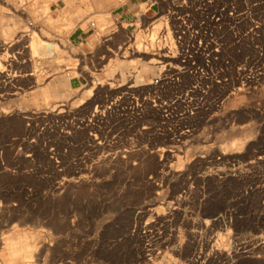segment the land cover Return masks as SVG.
Here are the masks:
<instances>
[{
    "label": "rangeland",
    "instance_id": "rangeland-1",
    "mask_svg": "<svg viewBox=\"0 0 264 264\" xmlns=\"http://www.w3.org/2000/svg\"><path fill=\"white\" fill-rule=\"evenodd\" d=\"M7 1L0 0V14L7 20L0 33V41L7 42L0 48V63L14 87L0 82V258H7L9 244L3 239L10 237L21 238L20 248L28 241L33 245L30 259L19 255V264H264V0H237L239 58L252 60L251 91L228 99L221 111L201 115L192 137L182 142L160 136L148 143L145 133L119 127L110 149L131 152L125 159L101 160L84 155L85 144H67L82 141L84 133L60 137L37 129L40 119L29 126L27 117L53 104L75 107L76 91L91 88V82L71 89L66 84L76 75L71 68L82 54L88 77L105 81L108 88L148 84L165 60L150 54L151 63H130L120 55L135 22L141 30L153 19L136 15L114 23L111 11L121 4L94 16L90 7H78L86 0H19V11L11 6L16 0ZM91 20L99 28L112 26L99 38L98 30L89 35L82 46L69 43V36ZM111 30L117 32L108 39ZM23 33L26 39H20ZM36 34L50 39V47H61L48 56L41 51L34 68L25 46ZM113 57L122 78L117 70L105 69ZM30 72L36 75H25ZM108 75L117 79L107 84ZM48 82L59 93L54 100L44 91ZM234 140L243 147L221 153L219 146ZM52 145L58 162L48 152Z\"/></svg>",
    "mask_w": 264,
    "mask_h": 264
},
{
    "label": "built area",
    "instance_id": "built-area-1",
    "mask_svg": "<svg viewBox=\"0 0 264 264\" xmlns=\"http://www.w3.org/2000/svg\"><path fill=\"white\" fill-rule=\"evenodd\" d=\"M146 4L152 14L145 17L153 20L144 29L148 40L142 43V48L156 54L160 52L157 56L165 60L150 82L114 89L95 84V77L89 74V79L87 75L82 54L71 68L76 70L71 78L85 79L79 88L91 82L89 104L70 107L59 103L34 110L32 117H27L29 126L40 119L37 129L60 137L84 133L82 141L75 138L67 144L76 148L87 145L89 150L84 155L96 160L125 159L131 152L129 149L115 153L110 149L117 142L114 139L117 134L113 135L115 129L123 126L139 134L145 133L148 143L160 136H168L174 143L182 142L193 135L201 115L221 111L228 99L251 91L252 60L239 58L237 0H146ZM241 16L243 20L244 15ZM159 17H163V27L154 36L152 23ZM115 22L121 23L118 19H114ZM111 26L105 24L99 28L97 21L89 22L92 34L97 30L98 34L103 33ZM111 31L106 38L111 39L117 32ZM249 34L252 35V29ZM10 75L0 74L5 88L14 87ZM48 142H44L45 146ZM48 152L52 160L59 161L55 146Z\"/></svg>",
    "mask_w": 264,
    "mask_h": 264
},
{
    "label": "bare ground",
    "instance_id": "bare-ground-1",
    "mask_svg": "<svg viewBox=\"0 0 264 264\" xmlns=\"http://www.w3.org/2000/svg\"><path fill=\"white\" fill-rule=\"evenodd\" d=\"M9 1V0H8ZM7 1V2H8ZM14 3H12V9H15V10H17V11H19L20 9L22 10V8H21V6H22V4H23V1H22V4H20L21 3V1H19V0H16V1H13ZM9 3V2H8ZM2 14V13H1ZM0 14V33H1V31H2V24L5 22V16H4V14H2L1 15ZM242 14V13H241ZM140 15V14H139ZM245 15V14H244ZM246 17V16H245ZM244 17V18H245ZM8 18V17H7ZM48 18V17H47ZM146 19L148 18V17H145ZM246 19V18H245ZM19 20V19H18ZM18 20H16L15 22H18ZM240 20V19H239ZM7 21V20H6ZM20 21V20H19ZM47 23L48 24H51V25H56L55 24V21H53V19H51V18H48L47 20ZM138 21V20H137ZM146 22V21H145ZM15 24V23H14ZM18 24V23H17ZM33 24V23H32ZM142 24V23H141ZM153 25H154V29H153V31H154V33H153V35L155 36L156 34H158V32L162 29V27H163V17H159L157 20H155L153 23H152ZM239 24H240V22H239ZM139 25H140V23H139V21L138 22H135V30L133 31V33H131V35H128L129 36V40H128V42H126V45H128L127 47H124V46H122L121 45V47H122V49H124L123 50V54H122V56L120 55V57H122L123 59H127L128 60V62H133V60H135V59H140V60H145V61H150V63H151V60L152 59H148V58H146V56L147 55H150V54H152V55H159L160 54V52H158L157 54L156 53H152V52H148V51H145L143 48H142V43L143 42H145V41H147L148 40V37H147V35H146V32H144L145 30L144 29H141V30H138V27H139ZM140 26H142V25H140ZM34 28V27H33ZM125 29H129V28H125ZM27 31V30H26ZM31 31V30H30ZM128 31H130V29L128 30ZM127 31V34L129 33ZM132 31V30H131ZM130 31V32H131ZM24 32V31H23ZM33 32H36L35 30L33 31ZM130 34V33H129ZM103 35V34H102ZM24 36H26V34H24L23 33V35H21L20 36V39L21 38H23ZM43 36V35H42ZM42 36L40 35L39 36V34L37 35H32L30 38H29V43H28V45L27 46H25V47H27L28 49H29V55L31 56V58H30V61H33L32 63V65H34L33 67L35 68V67H37V66H39V63L36 61V59H37V57H40V53H45V52H47L48 54H47V56L50 54V50H51V47H50V45H51V42H50V39H47V40H44V39H42ZM25 38V37H24ZM26 39V38H25ZM18 40V39H17ZM132 40H134V42H131ZM19 42V41H18ZM31 42V43H30ZM131 42V43H130ZM4 43L6 44L7 42H4V41H0V48L4 45ZM128 43V44H127ZM26 45V44H25ZM124 45V44H123ZM21 46V45H20ZM120 50V49H119ZM41 51H43V52H41ZM23 52H25V51H23ZM22 52V53H23ZM121 52V51H120ZM17 53V52H16ZM19 53H21V52H19ZM43 53V54H44ZM39 54V55H38ZM25 55V54H24ZM46 55V54H45ZM37 56V57H36ZM42 56V55H41ZM44 56V55H43ZM46 56V57H47ZM14 57V56H13ZM36 57V58H35ZM159 57V56H158ZM160 58V57H159ZM16 59V58H15ZM14 59V60H15ZM117 60V58H112L110 61H109V63H107L106 64V70H111L112 72H113V69H115V70H117L118 71V75L122 78V74H121V70H120V68L118 67V66H116L115 65V61ZM148 61V62H149ZM164 61V60H163ZM24 63V62H23ZM157 64L158 63H153V65H154V67H156L157 66ZM159 67V66H158ZM73 70V69H72ZM4 71H6V67L3 65V64H1L0 63V74H2ZM110 71V72H111ZM263 71H264V69H263ZM127 72H128V70H127ZM73 72H71L70 71V75H73L72 74ZM76 73V72H75ZM133 73V72H132ZM262 73V72H261ZM264 74V73H263ZM26 76H28V75H36V73L35 72H31V73H29V74H25ZM39 75V74H38ZM261 75V74H260ZM17 75H13V77L15 78ZM20 76V75H19ZM264 76V75H263ZM10 77H11V75H10ZM134 77V76H133ZM257 77V76H256ZM40 77L38 76V79H39ZM260 78H261V76H260ZM35 79V78H34ZM117 79V78H116ZM256 79H259V78H256ZM41 80V79H40ZM35 81V80H34ZM39 80H37V81H35V82H37V84L39 83L38 82ZM115 80H113L112 82H114ZM262 81V79L260 80V82ZM100 84V85H106V84H102V83H99L97 80L95 81V84ZM249 84H251V83H249ZM259 84V83H258ZM124 85H126V84H121L120 86H124ZM141 85H145V84H138V85H133V86H141ZM252 85H253V83H252ZM254 85H256V83L254 84ZM119 86V87H120ZM257 86V85H256ZM256 86H253V87H256ZM50 87H51V82H48L45 86H44V91H45V93H46V96L49 98V99H51V100H54V98L52 97V95H51V92H50ZM92 87H93V85L91 84V88H87V89H85V90H81V91H76V93L74 92V91H72L73 93H75L74 95H73V98L72 99H75L74 101H73V104H75V107H77V106H81V105H83V104H85V103H87V101H88V99H89V97H90V95H91V93H92ZM73 90V89H72ZM71 91V90H70ZM54 96V95H53ZM63 104H65V103H63ZM54 105V104H53ZM66 105V104H65ZM18 111H20V112H23V110L20 108ZM192 137V136H191ZM191 139H194V138H191ZM241 139H243V138H241ZM190 140V139H189ZM188 140V141H189ZM240 140V139H239ZM187 141V142H188ZM191 141V140H190ZM193 141V140H192ZM230 141V140H229ZM235 141V140H234ZM245 142V141H244ZM185 143V142H184ZM243 142H241V141H238V142H228L227 144H225L224 143V145H220L219 147H220V149L219 150H221V153H223V154H228V153H235V152H237L239 149H241L242 147H243V144H242ZM185 145H188V144H186L185 143ZM172 148H173V146H172ZM180 148V147H179ZM178 147H177V149L180 151V150H182V149H179ZM163 149H165V148H163ZM175 149V151H176V147L174 148ZM166 151V150H165ZM174 150H172V152H175ZM174 156H177V158L178 159H180V154L179 153H177L176 155H175V153H174ZM180 160H183L182 158L180 159ZM180 162L178 161V163L177 164H179ZM180 164H182V161H181V163ZM179 164V166H181ZM176 166V165H175ZM178 166V165H177ZM178 166V167H179ZM7 211V210H6ZM159 213V212H158ZM142 216V215H141ZM221 217H222V215L221 214H219V215H217V217L215 218V220L216 221H218L219 219H221ZM21 239V238H20ZM15 240V239H13V238H10V237H6V238H4L3 239V244L5 245V244H9V247L7 248V258L6 259H4V258H0V264H19V262L16 260L17 259V257L19 256V255H22L24 258H25V260H27L28 258L30 259V257L32 256V253H33V245H32V243L31 242H27V246L26 247H24V248H20V244H21V240ZM41 240V239H40ZM42 242H44V241H42ZM42 242H41V244H42ZM45 245V244H44ZM221 250V249H220ZM50 252V251H49Z\"/></svg>",
    "mask_w": 264,
    "mask_h": 264
},
{
    "label": "crops",
    "instance_id": "crops-1",
    "mask_svg": "<svg viewBox=\"0 0 264 264\" xmlns=\"http://www.w3.org/2000/svg\"><path fill=\"white\" fill-rule=\"evenodd\" d=\"M66 1H68L70 4L72 0H66ZM86 1L88 2V4H86L85 6L84 4H80V6L78 7L81 9H85L86 6L90 7L93 10L92 14H94V16H102L103 13L108 12L112 6L121 4L120 6H118L117 8L111 11L112 16L115 19H118L120 22H130L134 19L136 15H139V14L142 16L145 14L147 16L151 15L150 14L151 12H148L147 9L142 10V5L146 3V0H86ZM89 35H92V31L89 29V24L85 29L79 27L69 36V43H71L72 45L82 46L87 41V38L89 37ZM99 36H102V34L99 33L97 38H99ZM59 47H61L60 44H58L57 47L52 46L51 50L54 49L55 50L54 52L56 53ZM140 68H141V65L139 66V69ZM115 79L116 77H112L108 75V78L106 79L107 84H110V83L112 84L113 83L112 81ZM84 82H85V79L83 78L82 79H73V78L69 79L68 77L66 84L71 89V87L79 88V86L83 84ZM98 82L103 83L105 81H100L98 79ZM54 88H55V84L51 83L50 92H51L52 97L55 99L56 96H59V93H57ZM43 94H44V91L42 92V99H44Z\"/></svg>",
    "mask_w": 264,
    "mask_h": 264
}]
</instances>
